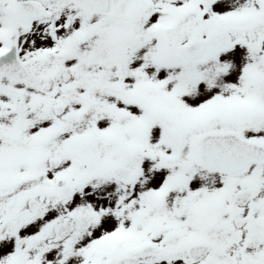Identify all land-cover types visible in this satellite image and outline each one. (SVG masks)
I'll return each instance as SVG.
<instances>
[{
	"label": "snow or ice",
	"instance_id": "1",
	"mask_svg": "<svg viewBox=\"0 0 264 264\" xmlns=\"http://www.w3.org/2000/svg\"><path fill=\"white\" fill-rule=\"evenodd\" d=\"M0 264H264V0H0Z\"/></svg>",
	"mask_w": 264,
	"mask_h": 264
}]
</instances>
